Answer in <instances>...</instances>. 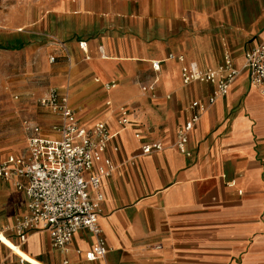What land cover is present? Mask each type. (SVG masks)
I'll return each mask as SVG.
<instances>
[{
	"label": "crops",
	"instance_id": "1",
	"mask_svg": "<svg viewBox=\"0 0 264 264\" xmlns=\"http://www.w3.org/2000/svg\"><path fill=\"white\" fill-rule=\"evenodd\" d=\"M244 7L210 16L189 14L179 0H11L0 15V33L10 29L0 52L25 56V93L40 99L57 90L82 127L107 124L103 157L115 170L101 185L99 223L109 252L94 262L86 254L96 238L85 230L67 254L44 232L20 245L13 228L27 198L0 179V264H264V96L243 70L246 54L264 39V8ZM226 43L237 50L231 59L241 73L202 114L188 157L176 146L178 133L190 103L206 102L214 87L184 86L177 58L216 68ZM156 78L155 90L143 91ZM38 99L40 115L21 123L25 147L0 153V164L26 152L25 121L53 136L60 118ZM154 143L162 151L143 154Z\"/></svg>",
	"mask_w": 264,
	"mask_h": 264
},
{
	"label": "built area",
	"instance_id": "2",
	"mask_svg": "<svg viewBox=\"0 0 264 264\" xmlns=\"http://www.w3.org/2000/svg\"><path fill=\"white\" fill-rule=\"evenodd\" d=\"M80 47L84 49V43ZM173 58V55L168 56V59ZM177 60L182 63L184 86L203 83L214 87L206 102L190 103L189 116L178 133L176 146L190 157L187 149L190 134L207 108L228 95L241 70L234 66L228 54L222 64L207 70H202L196 62L185 64L183 57ZM50 61L53 63L56 58ZM152 69L160 72L161 62H153ZM243 70L248 72L252 87L264 96V39L246 54ZM156 83L157 78L151 85L144 86L143 91L153 92ZM37 104L60 119L52 126L53 136L45 135L39 124L25 121L26 152L21 156L11 155L0 164V179L13 184L27 198V213L17 220L13 232L20 245L25 244L31 234L44 232L50 237L54 250L67 254L74 236L85 230L96 238L86 259L91 262L103 259L109 248L99 223L104 202L101 185L115 170L114 164L103 157L111 141L109 128L102 122L91 129L82 127L68 96L57 90H50ZM125 116L126 112L122 114V124L126 123ZM162 149L161 143L142 146L143 154Z\"/></svg>",
	"mask_w": 264,
	"mask_h": 264
},
{
	"label": "rangeland",
	"instance_id": "3",
	"mask_svg": "<svg viewBox=\"0 0 264 264\" xmlns=\"http://www.w3.org/2000/svg\"><path fill=\"white\" fill-rule=\"evenodd\" d=\"M180 3L186 6L189 14L196 12H205L210 16H216L217 11L226 10V12H233V10L245 6L248 10L259 11L264 8V0H179ZM11 0H0V15L6 12ZM3 27L2 24H0ZM0 33V36H5L10 29ZM228 36V35H227ZM252 42L247 39L246 47ZM235 52L237 50H234ZM233 50L228 43L223 53L224 55H233ZM238 52H242L241 50ZM25 56L22 52L2 51L0 52V153L11 154L19 153L25 147V136L22 130V121L25 118H33L37 112L35 101L38 96L27 95L24 88V79L28 82L26 77V65L24 64ZM26 77V78H25ZM19 96L18 100L15 96ZM40 118V117H39ZM43 130L46 128L41 124Z\"/></svg>",
	"mask_w": 264,
	"mask_h": 264
}]
</instances>
